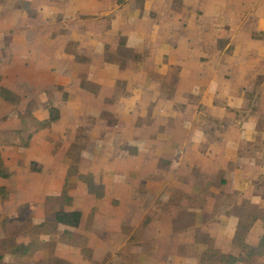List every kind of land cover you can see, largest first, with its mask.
Listing matches in <instances>:
<instances>
[{
  "label": "rangeland",
  "instance_id": "obj_1",
  "mask_svg": "<svg viewBox=\"0 0 264 264\" xmlns=\"http://www.w3.org/2000/svg\"><path fill=\"white\" fill-rule=\"evenodd\" d=\"M146 1L62 0L55 26H62L64 42L57 60L53 47L39 46L57 31L38 17V2L29 0L24 11L13 1L0 0V73L4 86L19 97L12 103L0 96V150L11 175L0 184L12 193L9 200H0L1 264H213L203 261L204 253H238L242 247L238 226L228 234L235 214L239 224L264 214L260 204L235 192L231 166L221 154V134L238 133L227 124L247 115L230 109L231 98L199 97L191 92L196 81L183 79L180 67H174L155 87L168 95L156 100L158 105L177 113L153 115L156 103L149 96L130 111L129 97L144 83L137 68L146 64L153 69L149 58L154 47L148 43L154 35H144L148 43L137 48L122 30L134 21L125 16L133 11L141 13L137 24L149 29L155 19L147 13ZM118 4L126 7L120 16H102V10L119 11ZM86 6L90 15H84ZM25 13L32 29L33 44L28 45L12 42ZM39 55L48 59L40 62ZM228 61L204 69L206 75L217 70L222 78L220 95L236 89L234 80L223 78L235 77ZM259 62L261 69L248 67L241 73L245 78L250 73L243 91L249 90L254 109L264 108V59ZM54 63L60 74L56 84L41 76V69ZM107 64L114 68L102 74ZM118 66L127 72L122 78L115 76ZM252 70L263 79L253 81L257 74ZM50 106L60 111V118L45 128ZM139 108L147 112L140 114ZM258 185L260 192L264 179ZM65 186L71 204L56 199ZM100 187L102 197L97 196ZM212 189L218 191L210 195L216 198L208 200ZM58 209L81 210L80 226L57 223ZM263 229L256 227L250 243L258 241ZM22 244L29 245V253L13 254ZM258 263L264 264V257Z\"/></svg>",
  "mask_w": 264,
  "mask_h": 264
},
{
  "label": "crops",
  "instance_id": "obj_2",
  "mask_svg": "<svg viewBox=\"0 0 264 264\" xmlns=\"http://www.w3.org/2000/svg\"><path fill=\"white\" fill-rule=\"evenodd\" d=\"M10 1L15 2L17 8L27 11L24 5L29 0ZM35 1L39 5L38 17L45 19V22L47 21V23H51L54 26L59 24L57 21L59 20V13L57 12L60 11L62 0ZM101 1L105 2L108 0ZM177 1L180 2L179 6H175V0H147L145 2L147 3V7H145L147 13L155 19L150 22L149 29H144L142 27L144 24H137L136 20L141 16L140 11L136 12L132 10L133 12L125 14L127 21L130 23L132 22L131 20L134 21L128 24L127 30H122V32L129 35L130 40L132 39L134 41L133 45L137 48L138 45L140 47L143 43H145L144 45L148 43L144 35L148 33L154 35L153 39L150 40V44L148 43L149 47H154L152 57L149 58V60H153V69L148 70L146 64L144 67L140 66L137 68L139 70H136V72L139 73V76L144 75V83L139 88H135L133 95L129 97L132 102L130 111L137 109L135 103H142L147 98L149 100L150 98H154L156 104L152 102L153 110H150L151 113L153 115L163 113L173 117L177 113V110L175 111L174 108H169V106H159L158 101L156 102V100L162 99L163 97L166 100L168 95L159 93L155 84L157 79L162 80L165 75H168L169 70L174 67H180V73L183 79L189 80V82L192 81L193 83L196 81L191 86V92L198 94L199 97L214 99L223 96L231 98L232 106H230V109H234L236 113H242L244 111L247 115L244 121L236 120L227 124L231 129L236 128L238 133L233 136H227L225 133L221 134L220 143L223 145L221 154H223L225 162L231 166L229 173L236 180V185H234V188H236L235 192L240 194L242 198L249 200L252 204H260L259 210H264V189L262 188L260 192L257 190V187L260 186L258 184L264 179V116L262 118L258 116L259 113L264 115V108L260 106L254 109L256 105L250 104V101L247 99L249 90L246 89L248 92L243 91L245 88L244 82L250 79V73L248 75L246 74V78L244 74H241L246 72L248 67H252L253 69L262 68L260 67L261 63L259 61L264 59V0ZM153 2H159L161 4L153 6ZM117 8L119 11L117 9L110 10V8L106 11L102 10V16H108L111 13L116 14V12L119 13L126 9L121 4H118ZM87 10L86 6L84 15L91 14L92 9L89 13ZM74 11L76 13L73 14L78 15V9H74ZM151 11L155 12V15ZM161 17H164V23L160 21ZM29 25V15L25 13V23L23 21V26L21 30L19 29L20 35H18V39L15 37L12 42L21 40L25 45L33 44L31 41L32 29ZM55 27L57 35L48 33L45 41L39 46L46 47L47 49L53 47L57 53V60H59L62 55L61 42H64V40L61 34L62 26ZM14 33L16 34V32ZM89 34L93 35V32ZM210 50L215 51L217 54L209 53ZM227 50L231 52L226 54ZM39 58L41 59L40 62L48 59L44 58V55H39ZM228 58L230 64L228 66H235V68L233 67L230 70L235 77L223 78L230 82L234 80L236 82V89L233 92L220 95L221 89H219L218 85L222 78L216 74L217 70H213L209 75H206L204 69L206 66H226L227 64L225 62ZM55 66L56 64L54 63L41 69V76L47 78L53 84H56L60 77L59 71L55 69ZM238 66H240V69L237 68ZM109 68L113 69L114 67L113 65L107 64L103 68L102 74H105L106 69ZM238 72L240 73L238 74ZM126 74L127 72L121 70L119 66L115 69V76L117 78H122ZM254 74L257 73L254 71ZM262 76V74H257L253 78V81L259 78L263 79ZM202 102L204 103V101ZM47 110L49 111L48 108ZM146 112L145 109H140V114H145ZM188 136L190 137L189 134ZM217 159H220V157ZM225 178H229V176L225 175ZM212 190L208 192V200H214L216 198V196L212 198L210 195L218 191L216 189ZM239 222V214H235L232 220L234 230L228 233L230 236L235 234ZM260 226L264 227V214L252 225L247 234L246 242L250 243V238H252V234L256 231V227L258 228ZM263 234L264 229L259 233V236L261 237ZM258 241L251 244L256 245Z\"/></svg>",
  "mask_w": 264,
  "mask_h": 264
},
{
  "label": "trees",
  "instance_id": "obj_3",
  "mask_svg": "<svg viewBox=\"0 0 264 264\" xmlns=\"http://www.w3.org/2000/svg\"><path fill=\"white\" fill-rule=\"evenodd\" d=\"M0 96L12 103L19 102V97L10 89L4 86L3 76L0 73ZM60 118V111L56 107H49V118L42 122L43 127L49 128L54 122L58 121ZM11 175L7 169L5 159L2 151L0 150V179H7ZM89 188L92 192L96 186L92 181H89ZM100 192L97 194L98 197L104 195L103 188L100 187ZM12 197V193L7 189L6 186L0 184V200H9ZM56 199L62 203V201L71 204V197L68 195L66 186L64 191L57 196ZM264 212V210H260ZM262 217V215H254L248 224L240 223L238 225V233H241L242 247L238 253H204L203 261L212 262L213 264H263L258 263L260 258L264 257V234L260 237L256 245L246 242L247 234L250 231L254 222ZM83 218V213L81 210H65L58 209L55 214V221L59 224H63L71 227H79ZM243 224V225H242ZM13 254L24 256L29 253V245H20L13 249ZM207 256V258H206ZM2 256H0V264L2 261Z\"/></svg>",
  "mask_w": 264,
  "mask_h": 264
}]
</instances>
